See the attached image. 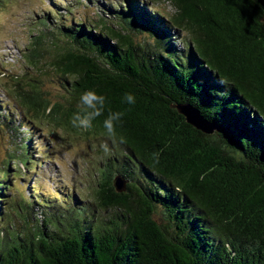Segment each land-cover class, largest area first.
Returning a JSON list of instances; mask_svg holds the SVG:
<instances>
[{"label": "trees", "instance_id": "trees-1", "mask_svg": "<svg viewBox=\"0 0 264 264\" xmlns=\"http://www.w3.org/2000/svg\"><path fill=\"white\" fill-rule=\"evenodd\" d=\"M47 3L22 57L32 73L12 76L0 102V129L19 142L7 162L27 167L44 122L99 146L108 112H122L125 142L108 140L90 197L0 168V264H264V187L168 106L195 104L264 166V39L252 0ZM49 77L60 101L44 90ZM86 90L106 97L87 131L70 122Z\"/></svg>", "mask_w": 264, "mask_h": 264}, {"label": "rangeland", "instance_id": "rangeland-1", "mask_svg": "<svg viewBox=\"0 0 264 264\" xmlns=\"http://www.w3.org/2000/svg\"><path fill=\"white\" fill-rule=\"evenodd\" d=\"M62 5L70 0H59ZM47 0H0V102L9 99L11 90L10 78L32 73V67L22 59L25 48L29 46L31 36L37 31L34 23L48 7ZM160 6L168 10L165 2ZM44 80V90L52 101L59 100L60 89L55 84L56 79L49 77ZM60 101V100H59ZM15 137L0 129V168L5 164L10 168L8 177L31 175L29 183L35 182L42 191L49 190L58 180L70 192L90 197L96 188L99 171V161L102 159L101 149L91 138L73 136L61 128L42 123L38 135L32 139L30 157L27 167L21 165L15 157L18 141ZM41 150H37L38 148ZM36 163V164H35ZM21 172L16 171L17 168ZM32 167H37L32 173ZM33 174V175H32ZM12 186L23 189L22 182L13 178ZM29 187H25L28 193ZM17 192V191H16ZM14 192L11 193V196ZM17 196V195H16ZM19 220V219H18ZM22 223V220L17 221ZM32 223V222H31Z\"/></svg>", "mask_w": 264, "mask_h": 264}, {"label": "water", "instance_id": "water-1", "mask_svg": "<svg viewBox=\"0 0 264 264\" xmlns=\"http://www.w3.org/2000/svg\"><path fill=\"white\" fill-rule=\"evenodd\" d=\"M255 30L260 38L264 39V0H252L251 3ZM123 30V28H121ZM130 33L129 30H125ZM133 39L136 37L131 36ZM137 40V39H136ZM172 112L192 129L200 132L212 142L223 156L226 166H236L239 169H247L252 173L255 181L264 187V166L254 161L252 158L245 157L241 153L239 146L234 139L225 135L218 126V123L211 119L195 104L188 100L173 101L168 104ZM114 186L117 190L123 188V183L115 180Z\"/></svg>", "mask_w": 264, "mask_h": 264}, {"label": "clouds", "instance_id": "clouds-1", "mask_svg": "<svg viewBox=\"0 0 264 264\" xmlns=\"http://www.w3.org/2000/svg\"><path fill=\"white\" fill-rule=\"evenodd\" d=\"M106 97L97 94L95 90H86L81 96L79 103L77 105L78 111L74 112L71 117V124L75 128L82 130H89L93 127V120L101 116L104 112ZM123 101L129 105H133L136 102L135 96L132 93H125ZM123 116L122 112H112L109 111L107 117L103 120V128L105 130V135L107 140L102 142L99 147L106 155L111 154V148L109 146L108 140L112 142L113 145L117 143H124V137H117L116 133V123L120 121Z\"/></svg>", "mask_w": 264, "mask_h": 264}]
</instances>
